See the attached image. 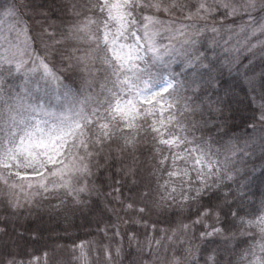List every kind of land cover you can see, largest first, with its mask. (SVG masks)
Returning a JSON list of instances; mask_svg holds the SVG:
<instances>
[{
    "label": "snow or ice",
    "instance_id": "snow-or-ice-1",
    "mask_svg": "<svg viewBox=\"0 0 264 264\" xmlns=\"http://www.w3.org/2000/svg\"><path fill=\"white\" fill-rule=\"evenodd\" d=\"M258 183L264 0H0V264H264ZM45 207L96 239L34 256Z\"/></svg>",
    "mask_w": 264,
    "mask_h": 264
},
{
    "label": "trees",
    "instance_id": "trees-1",
    "mask_svg": "<svg viewBox=\"0 0 264 264\" xmlns=\"http://www.w3.org/2000/svg\"><path fill=\"white\" fill-rule=\"evenodd\" d=\"M59 2H62V0H57V3ZM57 12H59L58 9ZM53 18L55 19V17ZM225 73L227 74V70H225ZM12 75L17 78L15 83L17 85L21 84V71H16L14 69ZM61 81L62 84L59 89L61 93H63L65 87L74 92L82 88L85 91L88 90L79 75L66 74L65 78L63 76L61 77ZM7 82L8 84H12L13 79L8 77ZM43 83L44 82L41 81L42 85ZM94 88H98V85H94ZM250 117V111L241 109V111L236 114L235 119L230 121L229 134L241 138L247 134H251V127L249 124ZM257 155H259V152H257ZM257 164L259 165V161H257ZM256 170L259 172V167H257ZM248 192V200L255 201L257 205L264 199V185H260L259 183L253 184L248 189ZM15 227L18 232L24 233L25 237H31L37 240L36 243H32L30 240L28 245L29 251L37 257H42L45 252L51 254L58 246L67 245L71 247L74 240L79 244L80 241L96 239L94 235H89V233L94 232L96 226L94 223L90 222L87 214L81 215L78 213L72 215L68 213L60 215L53 214L50 216L47 213L46 207L40 212H32L30 215L26 213ZM161 227H167V225H161ZM58 255L62 258H67L64 253H58ZM94 256V252L90 253L89 259H93ZM121 258L123 259V257ZM124 264H127V260L124 261Z\"/></svg>",
    "mask_w": 264,
    "mask_h": 264
},
{
    "label": "rangeland",
    "instance_id": "rangeland-1",
    "mask_svg": "<svg viewBox=\"0 0 264 264\" xmlns=\"http://www.w3.org/2000/svg\"><path fill=\"white\" fill-rule=\"evenodd\" d=\"M21 76H22L21 84L24 83L25 81H34L36 79L35 73L29 72L26 69L21 70ZM32 87H35V85L33 84ZM59 172H60V169H53L52 172L49 173L48 176H46L42 182L48 183L49 181L54 180Z\"/></svg>",
    "mask_w": 264,
    "mask_h": 264
}]
</instances>
